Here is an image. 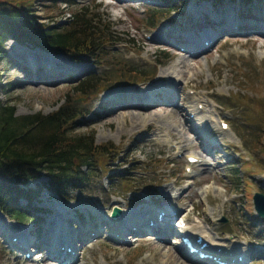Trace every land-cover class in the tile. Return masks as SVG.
I'll use <instances>...</instances> for the list:
<instances>
[{
    "label": "rangeland",
    "instance_id": "1",
    "mask_svg": "<svg viewBox=\"0 0 264 264\" xmlns=\"http://www.w3.org/2000/svg\"><path fill=\"white\" fill-rule=\"evenodd\" d=\"M33 4L41 20L59 22L88 6L102 17L113 38L88 61L8 39V60L0 62L5 84L0 98L13 102L18 115L48 113L67 99L86 113L77 119L81 124L76 130H92L96 142L113 141L122 151L118 159L111 157L106 170L98 168L87 190L70 191L66 200L41 189L29 203L32 222H19L0 212V264H62L48 256V244L41 251L28 244V229L45 226L44 239L52 235L66 241L70 234L85 231L87 224L91 229L81 241L74 243L73 238L66 243L77 252L65 264H205L182 255L187 249L175 232L160 239L163 234L115 229L124 223L123 213L140 215L147 208L152 209V220L160 208L167 213L175 210L177 214L168 218L174 230L186 217V227L203 225L214 244L221 245L223 255L231 249L243 258L242 264H264V217L256 215L252 204L253 192L264 193V0H33ZM151 7L168 9L153 27L146 24ZM212 15L224 21H250L244 19L248 17L255 26L241 21L237 30L220 32L201 51L188 54L180 49L184 39L203 40L204 32L221 26L223 20L209 22ZM165 55L166 63L156 65ZM40 59L48 69L37 72L44 80H28L34 73L31 61ZM61 62L81 67L63 68L64 78L59 81L54 66ZM90 75L104 78L107 87L88 98L71 91L74 83ZM173 75L181 76V82H170ZM146 88L157 92V101L138 108L141 96H133V90ZM119 89L129 92L135 104L111 112V92ZM197 101L205 105L206 114L215 116L208 134L198 133L200 124L195 120L193 128L189 125L188 109ZM220 120L227 121L229 133L219 127ZM210 141L216 145L210 147ZM187 154L201 159L190 165V173L185 171ZM123 169L134 178L128 183L133 192L119 181ZM46 180L43 176L27 185ZM114 205L122 208L119 220L110 216ZM100 218L105 224L98 222ZM12 239L30 251L28 260Z\"/></svg>",
    "mask_w": 264,
    "mask_h": 264
},
{
    "label": "trees",
    "instance_id": "2",
    "mask_svg": "<svg viewBox=\"0 0 264 264\" xmlns=\"http://www.w3.org/2000/svg\"><path fill=\"white\" fill-rule=\"evenodd\" d=\"M33 5V0H0V62L8 60V39L88 61L100 55L113 38L110 28H104L102 17L91 13L88 6L82 5L61 23L41 20ZM167 12L166 8H149L146 24L153 27ZM167 59L165 55L156 65L165 64ZM141 73L145 75L144 71ZM1 76L0 70V93L5 85ZM105 81L90 75L74 83L71 91L88 98L95 90L103 91L107 87ZM80 110L65 99L51 112L18 115L13 102L0 98V212L19 222L33 221L29 203L41 189L66 200L70 191L87 190L98 168L106 170L113 155L115 160L119 158L122 149L118 144L96 142L92 130H76L81 124L77 119L86 115ZM42 176L47 180L34 187L27 185L29 180ZM119 176L122 187L133 192L128 186L134 181L129 172L123 169Z\"/></svg>",
    "mask_w": 264,
    "mask_h": 264
},
{
    "label": "bare ground",
    "instance_id": "3",
    "mask_svg": "<svg viewBox=\"0 0 264 264\" xmlns=\"http://www.w3.org/2000/svg\"><path fill=\"white\" fill-rule=\"evenodd\" d=\"M244 19H248L250 21L242 20L241 18H239L237 20L235 19L233 21H232V19L228 18L224 21L223 17H219L217 15H212L209 22L221 24V22L223 20L221 26L217 27V30H223V29L228 30L230 28H234L235 25H238V27H239L240 25H242V23L248 24L250 27L255 26V23L250 18L245 17ZM241 21H242V23H241ZM200 22L201 21H197L196 24H199ZM201 25H202V23H201ZM216 33H218V32H210V31L207 32L206 31L203 33V40L200 39L199 41H197L193 37L189 43V46L191 48H194L192 51H195L196 49H198L197 48L198 46L203 45L202 44L203 41L208 39V38H210L212 41H214L215 37H216ZM187 51H188V49H187ZM42 63H43V59H40L38 61H35V60L31 61L30 67L34 73L32 76H30L28 78V80H32L33 82L44 80V78L42 76H39L37 73L38 70L43 71V72L48 70L44 65H42ZM63 63H67V65L64 66V65H62ZM63 63L61 62V63L57 64V66L56 65L54 66V69L56 71L55 77L57 80L59 79V81H61L64 78V76L61 75V72L64 71L63 68L80 69V67H81V66H77V65L75 66L74 64H71L72 66H70V64L68 62H63ZM24 66H26V65H24ZM26 67L30 68L29 65H27ZM176 75L172 76V78H171L172 80H170V82H172V83L181 82V80L179 79L181 76H176ZM172 88H173V85H170V89H172ZM149 89L150 88H146V89H142L140 91L133 90V96H135V95H137L138 97L141 96V98L139 97L141 99V101L140 100L138 101L140 103L138 108L142 104H145V106H148L150 104H153L155 101H157V97H156L157 92L155 93V90H154V92H151V91L149 92ZM166 89L169 90V88H167V87H166ZM112 94H114L112 97V100L110 102H108L109 104H112L111 112L116 111L119 108V106L128 105V104H131V102H132V106L135 104V102L132 101V98H129V96H128L129 92H127L125 90L119 89L116 92H111V95ZM191 97L193 98V100L195 99L194 95ZM168 102L175 104V102L172 98H169ZM199 102H201V101H197L195 103V106H192L188 109V111H189V119L188 120L190 121L189 125L191 128H193L195 125V123L192 120L197 121V123L200 124V127H199L200 132L198 131V133L204 135L208 131L207 126L215 123V121H214L215 116L211 112L206 114L207 110L205 109V105H203V107L199 108L197 105V103H199ZM190 115H192V116L190 117ZM222 130L227 132V133L230 132L229 126L225 130L224 129H222ZM205 148L206 149H203V150L208 149L207 147H205ZM190 155H193V154H190ZM193 156L198 157V158L200 157L198 154L197 155L194 154ZM40 209L44 210V211H49V208H45V207H42ZM162 209L163 208H160V211ZM138 213H140V212H138ZM138 215H135L133 213H131V214L123 213L122 216H123L124 223L121 221V225L119 227H116L115 229L122 230V231L128 230L129 232H141L143 230H146L145 232L150 233L152 235H154V234H167V232H176L177 233V230H174L173 226H168L166 228H162L163 224H167L169 222L168 218L170 217V213L169 212L167 213V211H164L163 220H160V221L154 220V222L152 224L148 223V219L152 217L151 216L152 215V209L151 208H147L146 210L142 211L139 216ZM156 215H157V212L155 213L154 218H156ZM116 219L119 220L118 218H116ZM100 221L103 224H105L104 219H101V218L98 219V222H100ZM98 222H96V223H98ZM86 226L87 227H86L85 231H90V229H91L90 224H87ZM31 230L34 231V233ZM43 230L47 231L48 229L46 230L45 226H42L41 228L36 227V229H34V230L29 228L27 231V233H29L28 234L29 236L27 238L28 244L33 245V247H35L37 250L41 251L45 248V245H47L48 243H51L49 254H48V256H50V258H53L55 260L58 259V261L60 263H64V260H65V262H71L73 260V257H74L73 252L74 253L77 252L75 250V246L72 244L73 247L70 249V252H67L68 250H67L66 246L63 247L62 249H61V246L62 245H68L66 243H70L71 239H73V238L76 239V241H81L82 238L85 236L84 235L85 231H82V230H81V232L78 231L75 235L70 234L69 238L65 241L63 239H59V237H56V236H54V237H56V238H54L52 235H48L46 237V239H44L45 236L42 235ZM187 230H189V229L183 228L181 233H184V235H190V236H192L194 234L193 231H197V233L200 235L202 233L203 241H207V243H208V247L203 249L202 251H205V252L208 251L211 253H215L216 255H220V256L223 255V252L217 251L218 247L221 245L217 242L214 244L211 236L205 235V233L207 231L203 225L197 224V225L192 226L190 228V231H187ZM93 231L96 232L97 230L95 229ZM114 233H115V231H114ZM0 234H2V233H0ZM159 238L163 239V238H165V236L160 235ZM43 239H44V242L40 243V241ZM194 239H196V236H194ZM194 239H193V241H194ZM11 241H12V243L16 244V246L20 250L25 251L26 246L23 243H20V241L18 239H15V240L12 239ZM74 243H76V242H74ZM233 244H237V243L233 242ZM197 245H196V247H197ZM48 248H49V246H48ZM225 248H226V246H225ZM235 254L236 253H232L231 257ZM182 255L183 256H190L192 262L205 261V264H215L211 259H208V258L207 259H198L197 257L193 256L194 254H191L189 252H187V253L184 252V253H182ZM223 257L224 256H221V259H225ZM25 260H28V259H25Z\"/></svg>",
    "mask_w": 264,
    "mask_h": 264
},
{
    "label": "water",
    "instance_id": "4",
    "mask_svg": "<svg viewBox=\"0 0 264 264\" xmlns=\"http://www.w3.org/2000/svg\"><path fill=\"white\" fill-rule=\"evenodd\" d=\"M253 206L258 216L264 217V193L262 192H254L253 196ZM121 213V208L118 206H113L111 211L112 217H117Z\"/></svg>",
    "mask_w": 264,
    "mask_h": 264
}]
</instances>
